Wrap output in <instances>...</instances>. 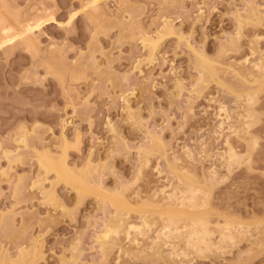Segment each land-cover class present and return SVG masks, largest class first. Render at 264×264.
<instances>
[{
  "label": "rangeland",
  "instance_id": "rangeland-1",
  "mask_svg": "<svg viewBox=\"0 0 264 264\" xmlns=\"http://www.w3.org/2000/svg\"><path fill=\"white\" fill-rule=\"evenodd\" d=\"M87 1L0 0V16L8 23L24 22L34 14L45 20L34 31L37 40L33 36L32 42L37 45L32 50L19 40L0 47V252L15 259L20 250L35 246L39 256L34 264H264V86L256 94L255 123L244 127L249 118L238 116L242 109L233 98L238 86L242 90L249 84H242L230 70L248 72L264 54V0H101L100 14L93 19L90 8H82ZM250 7L257 9L260 22L240 30L238 16L246 15ZM72 13L76 14L70 19ZM164 21L169 31L149 57L140 32L154 36ZM232 40L238 43L233 50L227 47ZM195 51L214 61L219 81L236 87V93L214 80L199 88ZM50 56L68 66L61 81L62 75L59 79L50 74L44 64ZM219 106H225L228 117ZM23 131L25 146L18 141ZM151 135L164 144L166 157L163 151L153 153L145 163L141 151L151 145ZM251 136L257 140L248 149ZM63 145L69 166L79 168L88 162L96 166L92 175L107 193L124 187V198L133 206L147 199L153 207L162 205L158 200L163 188L169 196L172 183L178 184L167 169L169 160L178 157L176 166L183 175L190 171L185 176L210 191L207 210L203 209L211 228L229 220L239 240L199 253L183 248L181 241L173 254L176 249L170 250L162 238L158 240L165 247L158 249L160 243L152 240L151 247L158 220L147 237H135L138 244L132 235L126 238L120 232L102 255L95 235L114 207L94 194L80 201L75 189L62 181L53 183L54 173L45 174L37 163V153L49 150L57 156ZM228 145L239 154V162L228 165ZM44 189H54L55 202L45 198ZM149 206L143 208L149 212L153 208ZM153 213L149 218L156 220ZM127 218L138 223L139 215L133 211ZM216 231L211 236L215 243Z\"/></svg>",
  "mask_w": 264,
  "mask_h": 264
},
{
  "label": "bare ground",
  "instance_id": "bare-ground-1",
  "mask_svg": "<svg viewBox=\"0 0 264 264\" xmlns=\"http://www.w3.org/2000/svg\"><path fill=\"white\" fill-rule=\"evenodd\" d=\"M120 1V0H119ZM124 2L126 0H123ZM122 1V2H123ZM101 2V0H88L85 4H84V7L82 8H87L89 9L90 8V13H88L90 16H89V19H93L95 18V16H99L100 12H99V3ZM130 4V3H129ZM83 6V4H82ZM86 9V10H87ZM82 11H85L83 9H81ZM38 11V9L36 10ZM46 11V9H45ZM101 11V10H100ZM42 12V11H41ZM124 12V11H123ZM247 12V11H246ZM257 9L256 8H252L250 7L249 8V11L246 13V15L244 16H238L239 18L237 19L238 21V26L239 27L238 29H242L244 25L248 24V23H252V24H257L260 22V18L259 17V14H257ZM104 13V11H103ZM118 13V12H117ZM76 13H72L70 15V19H72L74 16H75ZM1 15V14H0ZM117 15V14H116ZM123 15V13H122ZM3 17L0 16V47H3L7 44H11L13 43L14 41L16 40H19V44H23L25 46H23L24 48L26 47V49H30L32 50V47L34 45H37V42L36 44H34V42L32 41H36L37 40V37L34 34V31L39 29L40 26L42 25L43 22V19L41 18V16H37L34 14V16H32L31 18H28L27 20H24V22H20L18 20H15L14 19V22L13 24L11 23H8L10 22L7 18H5V16L2 14ZM102 16V15H100ZM120 16V15H119ZM117 17V16H116ZM23 18V17H22ZM124 18V17H123ZM122 18V19H123ZM17 19V18H16ZM69 19V20H70ZM7 20V22H6ZM167 20V18H166ZM17 21L20 23H17ZM168 21V20H167ZM167 21H164V24H163V29H160V30H157L156 34L154 36L152 35H148V33H142L140 32V39H141V42L143 44V46L148 50L147 52H149V57L153 55L159 41L162 39V37L167 34L169 31V23ZM18 24V27L17 25L15 26L14 24ZM124 24V23H123ZM132 24V23H131ZM129 25V24H128ZM256 26V25H255ZM124 28V27H123ZM140 28V27H139ZM162 28V27H161ZM159 29V28H158ZM126 30V28H125ZM131 35V34H130ZM137 35V34H136ZM35 36L36 37V40L35 38L33 37ZM235 36V35H234ZM33 37V38H32ZM132 37V36H130ZM257 37V36H255ZM34 39V40H33ZM256 41V40H255ZM235 42V43H234ZM34 44V45H33ZM236 41H230L229 42V46H227L228 48L230 49H236L237 46H236ZM254 44V43H253ZM32 46V47H31ZM36 47V46H35ZM34 47V48H35ZM38 48V47H36ZM35 48V49H36ZM227 48V49H228ZM224 49V48H223ZM225 49V50H227ZM228 49V50H230ZM37 50V49H36ZM35 50V51H36ZM193 50V49H192ZM223 50V52L225 51ZM259 50V49H258ZM261 50V49H260ZM264 51V50H263ZM196 52V51H195ZM253 53L256 52V50L252 51ZM259 53H262V52H259ZM264 53V52H263ZM259 55V54H258ZM52 57V56H50ZM62 57V56H61ZM255 57V56H254ZM49 58V57H48ZM63 58V57H62ZM60 59L59 57H52L50 61H46V63L44 62V64H46V67L48 68V70L50 71L49 73L52 74L54 73L55 76H58L59 79L61 78V75L63 74L64 75V70H68V66L64 63V61ZM90 64H94L95 61H93L92 59L90 60ZM246 61V60H245ZM244 61V63H245ZM248 61V60H247ZM85 63V62H84ZM195 63H196V66L200 69V77L198 79V85L199 88H202L201 85H203L204 83H207V82H211V81H218L217 83L223 86L226 87L227 90H229L230 92L231 91H234L233 93H236L234 94V96H236L235 98L233 99H237L235 101V104L238 105V107H241V112L240 115L238 116H242L244 118V121H245V118H249L251 117L252 120L249 121V119H247L246 121H249V122H244L243 120V124H244V127H250L251 124L255 123L254 121V104L256 103V94L258 96V93L259 91H261L260 89L263 88L264 86V54H260L259 57H256V60L254 61V63H251L253 64V67L252 68V71H254V73L251 71V67H250V70H248V72L245 70V72H242L241 71L239 72L238 69H230V65L227 66V68L229 67L230 70H232L231 72L235 75V76H238L242 82V84H249L248 86L246 85L245 88H242V90H240V86H238V91L235 92V89L236 87H230L227 86L226 84L222 83L221 81V78H220V71L217 69V67L215 66V63L213 60H211L210 58L206 57L205 55L203 54H199L198 52H196L195 54ZM222 63V62H221ZM250 64V63H249ZM45 66V65H44ZM93 66V65H92ZM96 66V65H95ZM61 67V68H59ZM226 67V66H225ZM227 68L225 70H227ZM232 68V66H231ZM71 69V68H70ZM76 69V68H75ZM244 69V68H243ZM255 69V70H254ZM62 70V71H61ZM224 70V71H225ZM238 70V71H237ZM262 72V74H258L257 72L259 71ZM256 71V72H255ZM226 72V71H225ZM72 73V71H71ZM224 73V72H223ZM231 73V74H232ZM244 73V74H243ZM256 73V75H260L259 77H257L256 75H254ZM230 74V73H229ZM63 75H62V78L60 79V81L63 79ZM223 75V74H222ZM74 76V75H73ZM57 77V78H58ZM75 77V76H74ZM234 77V76H233ZM72 78V77H71ZM220 78V79H219ZM251 79V80H250ZM221 80V81H219ZM224 82V81H223ZM253 83H256L257 86H252L251 85ZM238 84V83H237ZM255 84V85H256ZM244 87V86H243ZM224 89V88H223ZM233 89V90H232ZM263 90V89H262ZM199 91V89H198ZM239 92V93H238ZM199 93V92H197ZM232 93V92H231ZM234 104V103H233ZM220 107V106H219ZM129 108V107H128ZM221 109H219V111H221L222 109L225 110V106H222L220 107ZM244 109V110H243ZM222 110V111H223ZM256 110V109H255ZM129 111V109H128ZM227 111L225 110V113ZM244 112V113H242ZM237 113V114H239ZM242 113V114H241ZM256 114V113H255ZM130 117L132 116V118H135V116L132 114V113H129ZM227 117L229 115H227V113L225 114ZM257 115V114H256ZM134 116V117H133ZM217 116V115H216ZM258 116V115H257ZM129 117V118H130ZM241 117V118H242ZM226 119V117H224ZM239 118V120L241 119ZM242 118V119H243ZM228 119V118H227ZM226 119V120H227ZM223 120V119H222ZM225 120V121H226ZM221 121V120H220ZM241 122V120H240ZM224 123V120L222 121V125ZM227 123V122H226ZM221 124V122H219V125ZM242 124V123H240ZM242 124V126H243ZM218 125V126H219ZM220 125V128L221 126ZM228 125V124H227ZM217 126V125H216ZM230 126V125H229ZM234 127V126H233ZM228 128V126H227ZM232 128V126L229 127V129ZM251 128V127H250ZM235 130V129H233ZM239 132V131H238ZM217 133V132H216ZM242 133V131H241ZM240 134V133H239ZM246 134V133H245ZM248 134V133H247ZM233 135V134H232ZM238 135V134H237ZM241 137V136H240ZM151 138L150 142L151 145L149 147H147L146 149L143 148L142 151H141V154H142V157H144V160L143 158L141 157L142 161H145V163L148 161V158L147 156L150 155V154H153V153H161L162 156L164 155L166 157V149L163 150V147H164V144L162 145V142L160 141V139H157L155 136H150L149 139ZM258 138V137H257ZM248 139V138H247ZM65 140V139H64ZM242 140V139H241ZM256 138H254V136L252 137L251 136V139H248V143L247 145L249 147H247L248 149L250 147H252L255 143H256ZM18 141H20L24 146L27 145V132L26 131H23L22 134L20 135ZM63 141V140H62ZM61 141V142H62ZM64 142V145H66V141H63ZM62 142V143H63ZM226 142V141H225ZM246 142V141H245ZM244 142V143H245ZM227 143L229 144V142L227 141L225 144L227 145ZM63 145V146H64ZM225 146V145H224ZM229 146V147H228ZM227 148L229 149L228 150V155L226 156L227 159L226 161L229 162L228 165L230 164H234V163H237L239 162V154H236L235 150H233L234 148L230 145H228ZM65 148H62L61 152H59V154L57 156H54V155H51L50 154V151H44V152H39L37 153V163L39 165V168L43 170V172L45 174H48V173H54L55 175V180L53 183L56 182H59V181H62V182H65V184H68V186L70 185V187H72L71 189H75L76 191V194H77V197L79 198V200L81 201L82 198H84V196H86L87 194H94V196H96L101 202H104L103 204H106L108 203L109 205L113 206L114 207V213L113 215L111 216V218H108L109 220L106 222H103V225H102V230L100 231V233L96 234L95 236V241L98 242V244L100 245L101 247V250H102V255H106V253L108 252V250L114 246L115 244V239H114V236H117L120 232H123L126 236V238L130 237L132 235V240L133 241H136L137 244L139 243L137 240H136V236L138 235H144L146 236V232L149 231V230H152L151 228H153V225L155 226L160 220L161 223L159 224V226H157L156 228L157 229H154V231L156 232V235L154 233V236L152 237H155V238H152L150 239V242L154 241L151 243V247L154 243V245H156V243L158 244L160 238H162V242H163V239L165 240L166 243H168V245H171L169 246L171 249L170 250H175L176 248L180 250V246L178 243H180L181 245L185 246L183 248H188L193 250V251H196V253H199V252H203V251H206V249H209L211 250V248L213 250L211 251H214V248L215 246H222L224 247L223 245H225V247L227 246V242L230 241V240H234L236 238V236H238V234L235 235V231L237 233V229L235 228H232L233 226L229 223H231L229 220H226L224 221L223 224H220V223H216L215 226L213 225V228H211L212 226L210 225L211 223L209 222L208 220V213H206V210L207 208H205L206 206H208V196H209V192H208V189H205L204 190V185L202 184H199L198 186L196 185L197 181H195L194 179H191L190 176H185V175H189L190 171L187 173V174H184L181 172V169L176 166L177 165V162L178 161V157H173L172 159V163L168 162V166H167V169L169 171H171L170 173L174 175V177H176V182H178L179 185H181L180 187L176 186L178 184H173L171 186H174V188H170L172 189V193L171 191L169 190V196H168V191H164V188H163V192H162V196H161V191H162V188L159 192L160 196L162 197L161 198V201L158 200V202H161L162 205H160L161 209L158 205V203H154L155 207L157 206V208L153 207V205L151 203H147L145 200V202L143 203H140L141 205L143 204L142 207H140L141 205L139 204V206H133L131 205V203H129L127 200H125L124 198V191H125V188L122 187V191L120 190H117L116 192L114 190H111L110 193L108 191L107 193V189L103 187V185L101 186V183L95 178V176L93 177V172L95 171L96 169V166H93L91 163H86L84 164L82 167H79V168H76V167H71L68 165V162H67V157H66V146H64ZM226 147V146H225ZM246 147V146H245ZM165 148V147H164ZM233 148V149H232ZM64 149V150H63ZM252 149V148H251ZM245 151V150H244ZM38 152V151H37ZM226 152H227V149H226ZM225 152L224 155H226L227 153ZM249 152V151H248ZM159 153V154H160ZM221 153V154H222ZM35 154V153H34ZM248 153H246L247 155ZM5 155V154H4ZM174 156V155H173ZM223 156V155H222ZM14 157V156H13ZM12 157V158H13ZM245 157V156H244ZM11 158V159H12ZM177 158V159H176ZM8 159V158H7ZM9 160V159H8ZM19 159L18 158H15L13 161H18ZM12 162L11 160L9 161V163ZM143 163V162H142ZM176 163V164H175ZM10 165V164H9ZM180 165V164H179ZM227 165V166H228ZM107 167V166H106ZM181 167V166H180ZM230 167V166H229ZM234 167V166H233ZM105 168V167H104ZM179 168V170H178ZM231 168V167H230ZM185 169H182V171L184 172ZM215 170V169H214ZM214 172V171H213ZM3 174H5L4 170L1 172ZM192 173V172H191ZM209 173V172H208ZM207 173V174H208ZM212 173V172H211ZM214 177V173H212ZM7 175V174H5ZM217 175V174H216ZM192 176V175H191ZM210 176V175H209ZM208 176V178H210ZM190 177V178H189ZM211 177V178H212ZM214 178H217V177H214ZM38 180H40V178H37ZM43 178L41 177V180ZM46 179V178H45ZM221 179V178H220ZM37 180V181H38ZM38 181L40 184H42L41 182L43 181ZM172 180V179H171ZM18 181V180H17ZM195 181V183H194ZM209 181L212 182V180L210 179ZM206 182V180H205ZM208 182V181H207ZM38 184V183H37ZM211 184V183H210ZM21 185V184H20ZM54 185V184H52ZM168 185V184H167ZM170 185V184H169ZM14 186V185H13ZM204 188H203V187ZM103 187V188H102ZM120 187V186H119ZM170 187V186H169ZM202 187V188H201ZM209 187V186H208ZM124 188V189H123ZM158 188V187H157ZM166 188V187H165ZM106 189V191L104 190ZM203 189V190H202ZM19 188H18V184L16 183L15 184V187H14V192L17 193L19 192L18 191ZM104 190V191H102ZM174 190V191H173ZM43 191V190H42ZM45 191V189H44ZM54 192V189L52 190ZM52 191L50 192L49 190H47V192L44 194H46V197L47 200H50L51 201H54L56 198L54 197ZM43 193V192H42ZM164 193H167L165 194L167 197L165 198L164 197V201L165 202V199H169L168 201H170L169 203L166 201V203L164 204L163 206V196H164ZM130 194V193H129ZM155 195V192L153 193ZM15 195V194H14ZM154 195L151 196V199L153 197V199L155 198ZM156 196V195H155ZM44 197V196H43ZM134 199V198H133ZM152 199V200H153ZM157 199V197L155 198ZM154 199V200H155ZM144 200V199H143ZM57 201V200H56ZM142 201V200H141ZM157 202V200H155ZM55 202V201H54ZM149 202V201H148ZM148 204H151L150 206ZM157 204V205H156ZM160 204V203H159ZM153 207L154 211H158L156 213H153L154 211H149L151 213H149L148 211H146L145 209H149V208H146V207ZM166 205V206H165ZM146 206V207H145ZM163 206V207H162ZM145 209H144V208ZM159 207L160 210H157ZM202 207V208H200ZM188 208V210H187ZM202 209L204 210L203 208H205L206 210L204 211H196L198 209ZM196 209V210H194ZM190 210V211H189ZM194 210V212H192ZM209 210V209H208ZM113 211V210H112ZM136 212L138 215H139V220H138V223H135V222H131V221H128V215L130 212ZM156 214V220L154 218L150 219L149 217L153 216V215H150V214ZM159 217V218H158ZM5 219V218H4ZM4 221V220H3ZM2 221H0L1 223ZM229 222V223H228ZM9 224V223H8ZM240 226V225H238ZM236 226V227H238ZM4 227V226H3ZM242 227V226H241ZM235 231H234V230ZM217 230V231H216ZM246 230V229H245ZM245 230L243 231L244 234H245ZM218 233L217 236V241L215 243V241L212 240L211 236L215 233ZM234 231V232H233ZM247 231V230H246ZM150 233V232H149ZM152 235V234H151ZM134 236V237H133ZM148 236V234H147ZM146 236V237H147ZM136 237V238H135ZM145 237V238H146ZM239 237V236H238ZM143 238V236L141 237V239ZM154 239V240H153ZM155 239H157L155 241ZM131 240V241H132ZM152 240V241H151ZM235 240H239L238 238H236ZM129 241H130V238H129ZM140 241V240H139ZM213 241V242H212ZM136 242H134V246L137 245L135 244ZM149 242V243H150ZM164 243H161L159 242L160 244L157 245V248L158 249H161L162 246H164L163 244ZM218 242V243H217ZM224 242V243H223ZM238 242V241H237ZM148 243V244H149ZM223 243V244H222ZM231 243H234V241H232ZM215 244V246H214ZM161 245V247H160ZM37 246V245H36ZM147 246V244H146ZM166 246V245H165ZM164 246V247H165ZM188 246V247H187ZM214 248H213V247ZM142 247V246H141ZM211 247V248H210ZM153 248H156V247H153ZM156 248V249H157ZM167 248V247H166ZM182 248V250H183ZM127 249V248H126ZM136 249V248H135ZM149 249V248H148ZM151 249V248H150ZM176 251H171L173 252V254L175 253H178L177 250ZM188 249V250H189ZM205 249V250H204ZM216 249V248H215ZM219 249V248H218ZM222 249V248H221ZM3 250V249H2ZM39 250V249H38ZM133 250V249H132ZM154 250V249H153ZM164 250V249H163ZM169 250V251H170ZM185 250V249H184ZM189 250V251H191ZM1 251V250H0ZM140 251V250H139ZM142 251V250H141ZM140 251V253H142ZM162 251V250H161ZM168 251V250H167ZM157 252V251H156ZM163 252V251H162ZM192 252V251H191ZM166 253V252H165ZM184 253V252H183ZM195 253V254H196ZM41 254V253H40ZM163 254V253H162ZM161 254V255H162ZM167 254V253H166ZM165 254V255H166ZM169 255H173L171 253H168ZM182 253H179V254H176V255H181ZM185 254V253H184ZM186 254H189L188 251ZM17 255V254H16ZM159 255V253L157 254ZM38 251L36 249L35 246H32L31 248L29 249H22L18 252V255L15 259H12L11 257L8 256V254L5 252V251H2L0 252V264H34V262H36V259L38 257ZM185 257V255H183ZM182 256V257H183ZM159 257V256H158ZM161 257V256H160ZM177 257V256H175ZM165 258V257H164ZM166 259V258H165ZM189 259V258H188ZM191 259V258H190ZM183 264V263H182Z\"/></svg>",
  "mask_w": 264,
  "mask_h": 264
}]
</instances>
